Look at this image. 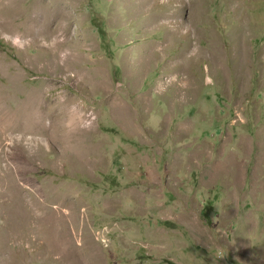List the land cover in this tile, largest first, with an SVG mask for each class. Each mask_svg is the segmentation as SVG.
Wrapping results in <instances>:
<instances>
[{
    "label": "rangeland",
    "instance_id": "374dc122",
    "mask_svg": "<svg viewBox=\"0 0 264 264\" xmlns=\"http://www.w3.org/2000/svg\"><path fill=\"white\" fill-rule=\"evenodd\" d=\"M35 1L0 21V264H264V0H46L57 53Z\"/></svg>",
    "mask_w": 264,
    "mask_h": 264
},
{
    "label": "bare ground",
    "instance_id": "6f19581e",
    "mask_svg": "<svg viewBox=\"0 0 264 264\" xmlns=\"http://www.w3.org/2000/svg\"><path fill=\"white\" fill-rule=\"evenodd\" d=\"M14 8L15 7L11 2H6L4 4V0H0V21L2 18H7V19L11 18V16L16 12L15 11L16 9ZM62 14L63 13L60 10L59 5L55 3L52 4L51 2H47L46 0L37 1L36 3L33 4L32 8L29 9V12L26 11L25 13V18H24L25 26L21 30L22 31L21 37H25L26 35H31L34 36L38 41H42L44 43H50L54 47L53 48L54 53H57V50L59 48L56 47L55 45L56 43L58 44L59 38L63 36L66 29V26L62 25L61 23ZM3 29L7 30L9 33H12L14 31L13 28L9 27V25L8 26L3 25ZM36 32L37 34L33 35ZM43 109L45 110L46 107H44V105L42 104L39 98V94L37 92L31 91L26 95L25 99H23V102L19 104L18 108L16 109L17 111L13 113V114L16 113L15 115L13 114L9 115V113L7 112H5L4 114L7 113L6 116L8 115V117H13V118L15 117L16 118L15 120L18 119L17 121L18 127H21L22 124L24 123V124H30L33 130L36 129L43 130L44 128L43 126H41L42 120L46 117L52 118V116L47 115V113H45ZM1 118L3 119L4 117L1 115L0 120ZM55 122L56 119L54 118V121L51 120L50 123L51 125H53L55 124ZM50 220H52L51 217Z\"/></svg>",
    "mask_w": 264,
    "mask_h": 264
},
{
    "label": "trees",
    "instance_id": "16d2710c",
    "mask_svg": "<svg viewBox=\"0 0 264 264\" xmlns=\"http://www.w3.org/2000/svg\"><path fill=\"white\" fill-rule=\"evenodd\" d=\"M164 224L166 225L167 223H166V222H164Z\"/></svg>",
    "mask_w": 264,
    "mask_h": 264
}]
</instances>
